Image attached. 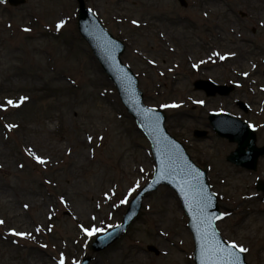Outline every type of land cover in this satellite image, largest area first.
Listing matches in <instances>:
<instances>
[{
	"label": "rangeland",
	"instance_id": "obj_1",
	"mask_svg": "<svg viewBox=\"0 0 264 264\" xmlns=\"http://www.w3.org/2000/svg\"><path fill=\"white\" fill-rule=\"evenodd\" d=\"M85 2L124 42L121 58L138 76L145 105L165 113L170 134L206 169L223 215L221 236L248 249V264H264V193L254 187L264 177V157L254 171L227 161L236 144L209 122L210 112L221 110L261 127L256 138L264 140V28L256 21L264 15L243 0H186V7L178 0ZM61 19L66 24L57 30ZM233 57L242 63L233 67ZM197 79L235 89L207 96L192 87ZM20 97L28 99L19 107H0V264H59L61 254L65 264L83 257L90 264H194L187 217L165 185L144 196L112 245L90 248L121 222L154 163L149 142L79 36L76 0L0 2V105ZM195 129L207 137L195 139ZM81 226L98 231L87 235Z\"/></svg>",
	"mask_w": 264,
	"mask_h": 264
},
{
	"label": "water",
	"instance_id": "obj_2",
	"mask_svg": "<svg viewBox=\"0 0 264 264\" xmlns=\"http://www.w3.org/2000/svg\"><path fill=\"white\" fill-rule=\"evenodd\" d=\"M179 1L183 6L186 5L185 0ZM23 2L24 0H9L12 5H18ZM77 2L79 7V32L91 46L95 58L100 62L105 73L116 85L122 99L121 101L135 118L140 130L151 141L152 151L157 164L154 180L150 181L140 192L141 194L131 203V208L124 216L123 223L117 227L114 226L113 229L99 236L92 244V249L99 251L117 239L138 212L140 200L144 193L155 189L161 183H165L176 190L183 202L190 219L189 228L195 241V263L202 264V249L204 245L217 241L222 242L219 234L214 229V223L218 220L214 219V217L219 216L217 200L210 192L206 183V176L200 168L192 164L184 148L167 134L164 128V114L157 109L144 106L136 77L126 65L122 64L120 59V54L125 49L124 45L107 32L98 18L85 7L84 0H77ZM194 86L197 89H204L207 95H212L215 92L228 94L232 89L231 86H214L209 81L201 80L196 81ZM222 117L226 119V124H222V120H220ZM211 122L214 130L220 136L239 143L237 149L228 156V159L239 165H250V162H252L251 166L254 167L257 157L264 153V147L255 149L247 142L250 136L251 141L249 142L253 144V134H250L244 124L231 116L216 114H212ZM194 135L204 138L206 132L204 130L195 131ZM246 145H248V149L244 150ZM208 221H211L210 226ZM213 230L217 233L215 239L211 237ZM223 246L227 247L228 245L223 243ZM148 249L158 253L152 246H148ZM237 254L240 257L241 264H245L242 253ZM89 261L90 259L85 258L80 264H89Z\"/></svg>",
	"mask_w": 264,
	"mask_h": 264
},
{
	"label": "snow or ice",
	"instance_id": "obj_3",
	"mask_svg": "<svg viewBox=\"0 0 264 264\" xmlns=\"http://www.w3.org/2000/svg\"><path fill=\"white\" fill-rule=\"evenodd\" d=\"M0 2H3V0H0ZM132 23L134 25H138L139 22L137 20H133ZM66 24V21L61 19L56 24V29H61ZM24 31H31V29L25 28ZM215 55L219 56L220 59H225V56L220 55L219 53H215ZM154 63V61H153ZM195 66V65H194ZM244 75H247V73H244ZM27 97H20L19 101H13L12 99L7 100V105H0V107H6V106H13V107H19L20 103L27 100ZM199 103H203V101H199ZM172 107H179V105L173 104ZM164 107H168V105H165ZM8 129H12L16 127V125L9 124L6 125ZM91 139V137H89ZM30 155L33 156V158L40 164H44L46 162L45 158L36 155V153L30 151ZM61 200H63V197H61ZM27 207V205H25ZM223 215L214 217V219H222ZM5 221L0 219V225L4 224ZM209 226L211 225V221H208ZM83 231L87 235H93L95 232L98 231V229L92 228H86L81 226ZM39 231V229H36ZM10 231L16 235V236H27L30 237L31 233H25V232H18L15 229H10ZM217 236V233L215 230L211 232V237L215 239ZM207 239V237H205ZM231 249V250H230ZM248 249L245 248L242 244L237 243L236 241H232L228 244L227 247L223 246L222 242H215V243H206L202 249V264H241L240 257L237 253L241 252H247ZM59 264H65L63 254H61V259L59 261Z\"/></svg>",
	"mask_w": 264,
	"mask_h": 264
},
{
	"label": "bare ground",
	"instance_id": "obj_4",
	"mask_svg": "<svg viewBox=\"0 0 264 264\" xmlns=\"http://www.w3.org/2000/svg\"><path fill=\"white\" fill-rule=\"evenodd\" d=\"M245 3H247L251 8H253L254 10H256L258 13H260V14H263L264 15V0H243ZM258 13H257V15H255L254 16V18H256V17H258L259 15H258ZM257 22H258V24H260L263 28H264V20H261L260 21V19H257L256 20ZM222 26L223 27H225V26H228V25H226V24H222ZM222 27V28H223ZM234 46H236V45H234ZM235 57V56H234ZM231 58V60L230 61H232V63H229V64H233V67H237L238 65L237 64H239V63H242L241 61H242V59L241 58ZM221 60H224V59H221ZM237 63V64H234V63ZM203 69V68H202ZM216 69H214V70H212V71H215ZM237 70H239L240 71V69H237ZM202 71V70H201ZM242 72V74H243V76L246 78V77H248V78H250L251 79V81H255V79L252 77V73H250V71H248V70H245V71H241ZM244 73H247V75H244ZM206 107H204V109H205ZM16 214H18V212L17 211H12V213H11V215H16ZM182 234H184V231L182 232ZM262 256H263V254H262ZM264 257V256H263Z\"/></svg>",
	"mask_w": 264,
	"mask_h": 264
},
{
	"label": "flooded vegetation",
	"instance_id": "obj_5",
	"mask_svg": "<svg viewBox=\"0 0 264 264\" xmlns=\"http://www.w3.org/2000/svg\"><path fill=\"white\" fill-rule=\"evenodd\" d=\"M256 143H257V145H262V144H264V140L262 142H259L258 138H256Z\"/></svg>",
	"mask_w": 264,
	"mask_h": 264
}]
</instances>
